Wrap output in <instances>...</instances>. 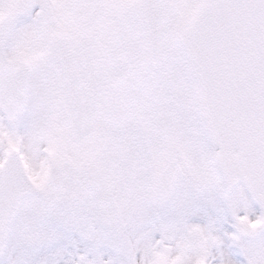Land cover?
<instances>
[{
	"label": "snow or ice",
	"instance_id": "obj_1",
	"mask_svg": "<svg viewBox=\"0 0 264 264\" xmlns=\"http://www.w3.org/2000/svg\"><path fill=\"white\" fill-rule=\"evenodd\" d=\"M264 264V0H0V264Z\"/></svg>",
	"mask_w": 264,
	"mask_h": 264
},
{
	"label": "rangeland",
	"instance_id": "obj_2",
	"mask_svg": "<svg viewBox=\"0 0 264 264\" xmlns=\"http://www.w3.org/2000/svg\"><path fill=\"white\" fill-rule=\"evenodd\" d=\"M229 258L233 259L236 264H243V257L239 254V252L229 253Z\"/></svg>",
	"mask_w": 264,
	"mask_h": 264
}]
</instances>
